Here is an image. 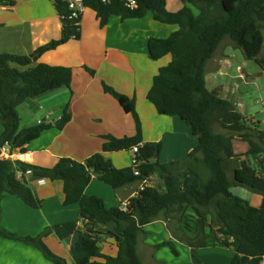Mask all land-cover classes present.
Masks as SVG:
<instances>
[{
  "label": "trees",
  "instance_id": "16d2710c",
  "mask_svg": "<svg viewBox=\"0 0 264 264\" xmlns=\"http://www.w3.org/2000/svg\"><path fill=\"white\" fill-rule=\"evenodd\" d=\"M130 9L120 0L101 3L87 0L86 8L94 11L103 28L111 16L122 20L142 18L148 12L154 21L174 25L177 30L166 38H149L148 57L159 60L170 55V61L158 69L146 99L158 115L176 116L191 130L197 145L184 161L190 164L181 175L183 162L160 163L161 142H143L142 124L134 98L116 92L102 83L104 93L111 95L122 110L131 115L135 133L116 138L104 135L102 150L84 162L59 158L51 168L0 156V200L4 195L19 198L32 209H40L28 177L62 182V205H78L79 219L46 227L36 236H18L0 226V237L34 247L51 264H68L54 254L44 239L53 234L64 240L78 231L80 221L86 233L79 234L70 247L72 264H141L137 244L145 225L165 222L171 236L195 249L218 247L231 250V264H260L264 261V130L252 129L246 117L230 101L214 95L206 86L205 67L220 43L229 39L245 59L253 60L264 72V0H181L176 12L166 9V0H135ZM14 1L0 0V7H12ZM60 19V37L38 47L25 56L0 54V148L8 145L12 152L24 154L26 146L52 128L46 120L20 129L17 109L27 100L60 88L70 90L72 69L40 63L28 67L43 54L81 38L80 22L67 17L63 3L54 5ZM196 9L195 15L192 9ZM17 65L23 70L13 67ZM91 75L95 71L83 66ZM70 121L68 104L55 124L62 130ZM252 125L257 126L254 122ZM218 125L227 135L216 133ZM239 137L248 146L244 154H235L233 141ZM137 167L115 168L106 153L132 151ZM199 168L207 171L204 178ZM137 170L138 175H134ZM30 171V174H26ZM93 176L113 190L136 181L151 182L129 200L126 211L107 209L104 201L85 194ZM245 187L261 198L260 206L235 197L231 188ZM113 222L116 233L98 230L100 224ZM112 237L117 247L115 256L101 253L99 244ZM168 247L177 255L173 242H162L154 249ZM197 264H202L195 259Z\"/></svg>",
  "mask_w": 264,
  "mask_h": 264
},
{
  "label": "crops",
  "instance_id": "0c3cea01",
  "mask_svg": "<svg viewBox=\"0 0 264 264\" xmlns=\"http://www.w3.org/2000/svg\"><path fill=\"white\" fill-rule=\"evenodd\" d=\"M10 1H14L12 7H0V54L30 55L38 47L60 37V19L54 4L49 0ZM182 6L181 0H166V9L169 12H176ZM80 26L81 38L78 41L70 40L43 54L28 66L34 67L43 63L70 67L72 82L70 90L60 88L25 102L29 105L26 112L29 123L21 125L23 114H19L20 129L34 126L42 120L54 126L43 131L26 146L20 161L43 168L53 167L63 157L84 162L89 156L101 152L104 142L102 136L122 138L134 135L135 127L131 115L125 113L111 95L104 93L102 83H105L116 92L134 98L142 124L143 142L162 143L160 163L183 162L197 145L190 128L183 126L176 116L158 115L146 99L153 77L171 59L170 55H166L159 60H151L148 57L147 41L149 38H166L177 27L154 21L152 14L148 12L142 18L124 20L111 16L107 24L100 28L91 9L85 10ZM219 63L218 60L217 64ZM83 66L94 70L95 75L91 76ZM13 67L24 69L17 65ZM219 67L220 65L216 70ZM220 98L229 101L227 97ZM66 104L70 121L62 130H58L55 124ZM2 131L0 123V135ZM178 132L183 135L180 137ZM180 138L185 141L179 140ZM239 141L233 142L234 152L244 154L248 146ZM105 156L115 168L121 169L131 164L132 152H111ZM27 179L34 195L41 201L40 209L28 207L15 196L4 195L0 200L1 227L18 236L33 237L48 226L79 219L78 205H62V182L43 180L39 184L40 179ZM159 183L154 178L145 185ZM143 186L144 181H136L113 190L100 182L97 176H93L85 194L102 199L107 209L119 208ZM254 204L257 207L260 203L256 200ZM77 228V233L64 240H59L53 234L44 239L48 248L53 249L68 264H72L70 247L79 234L86 233L80 221ZM97 229L116 233L113 222L100 224ZM142 229L145 233L140 235L137 244L141 264H197L195 259L202 264H231L234 255L231 250L209 247L195 249L192 253L188 246L171 236L162 220L149 223ZM168 241L173 242L177 255L168 247L154 249V246ZM99 247L104 255L113 257L117 253L112 237L104 239ZM36 250L23 243L0 237V264H46Z\"/></svg>",
  "mask_w": 264,
  "mask_h": 264
},
{
  "label": "rangeland",
  "instance_id": "374dc122",
  "mask_svg": "<svg viewBox=\"0 0 264 264\" xmlns=\"http://www.w3.org/2000/svg\"><path fill=\"white\" fill-rule=\"evenodd\" d=\"M189 7L196 15V9L191 6ZM262 54H264V52H262ZM218 60L220 61L219 64H217ZM219 65V69L216 70V67ZM205 68L207 88L217 95V97H227L229 101L235 105L236 109L248 119L247 124L252 129L264 130V72L261 71L259 66L253 60L245 59L243 52L233 47L231 41L226 38L220 43L213 58L207 63ZM27 106L29 105L24 103L17 109L18 115L21 113L23 114L21 125H27L25 123H29V118L26 116V112L28 111ZM178 120L183 126L185 125L188 127L183 121L180 119ZM252 122L257 126L252 125ZM214 131L227 135V132L218 125L214 127ZM178 135L181 137L183 133L178 132ZM179 140L185 141V139L181 138ZM236 140H240V138L235 137L234 141ZM189 164L190 161H184L179 164L177 167L179 168L177 175H181ZM199 170L204 178L208 176L207 171L202 168H199ZM230 192L235 197L248 202L252 206L255 205L254 203L256 200L259 203L261 202V198L258 194L252 193L245 187L231 188ZM257 206L259 207L260 205L258 204ZM51 251L56 254L53 249ZM37 252L41 258L45 260L44 262L46 264H50L39 251Z\"/></svg>",
  "mask_w": 264,
  "mask_h": 264
},
{
  "label": "built area",
  "instance_id": "2783aa9c",
  "mask_svg": "<svg viewBox=\"0 0 264 264\" xmlns=\"http://www.w3.org/2000/svg\"><path fill=\"white\" fill-rule=\"evenodd\" d=\"M52 4H57V3H63L67 9V17L69 20H72L74 22L79 23L81 21V18L85 12L86 8V2L87 0H49ZM122 1L127 7L130 9H135L137 6V3L135 0H120ZM111 0H101V3H109ZM132 158H131V164L134 167H137V163L135 161V153L137 152L136 148L132 149ZM0 156L5 158V159H10V160H20L22 157V154L18 152H12L9 148V146L6 144L0 148ZM30 171H27L26 174H30ZM134 175H138L137 170L134 171ZM38 183L41 184L43 183V179L38 180ZM145 181H144V186H145ZM143 186V187H144ZM142 187V188H143ZM129 200L126 202H123L121 204V210L126 211L129 207ZM260 264H264V261H262Z\"/></svg>",
  "mask_w": 264,
  "mask_h": 264
}]
</instances>
